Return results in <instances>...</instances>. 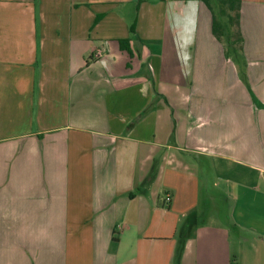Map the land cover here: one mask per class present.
Wrapping results in <instances>:
<instances>
[{
	"label": "crops",
	"instance_id": "obj_1",
	"mask_svg": "<svg viewBox=\"0 0 264 264\" xmlns=\"http://www.w3.org/2000/svg\"><path fill=\"white\" fill-rule=\"evenodd\" d=\"M135 1L0 0V264H264V0L242 76L201 2Z\"/></svg>",
	"mask_w": 264,
	"mask_h": 264
},
{
	"label": "trees",
	"instance_id": "obj_2",
	"mask_svg": "<svg viewBox=\"0 0 264 264\" xmlns=\"http://www.w3.org/2000/svg\"><path fill=\"white\" fill-rule=\"evenodd\" d=\"M151 0H136V8L139 5ZM164 2L167 0H158ZM175 1H191V0H175ZM201 2L211 13V32L216 40L221 39L227 33L229 36L234 37L233 45L235 48H242V37L239 32V14L241 9V0H195ZM235 31V33H234ZM131 34H134L133 29H130ZM119 45L122 50H125L131 55L129 51L128 44L129 39L119 40ZM234 48V49H235ZM88 61L86 62V65ZM135 192H140V189H136Z\"/></svg>",
	"mask_w": 264,
	"mask_h": 264
},
{
	"label": "rangeland",
	"instance_id": "obj_3",
	"mask_svg": "<svg viewBox=\"0 0 264 264\" xmlns=\"http://www.w3.org/2000/svg\"><path fill=\"white\" fill-rule=\"evenodd\" d=\"M224 34L225 35L221 37L220 41L219 40L217 41L221 43L225 56L229 59V61H231L232 64L237 66L236 69L238 70V74L242 76V74L245 72V65H246V62L243 61L244 59L243 48L241 49H239V47L235 48V46L233 45L234 37L232 35L229 36L227 33Z\"/></svg>",
	"mask_w": 264,
	"mask_h": 264
},
{
	"label": "built area",
	"instance_id": "obj_4",
	"mask_svg": "<svg viewBox=\"0 0 264 264\" xmlns=\"http://www.w3.org/2000/svg\"><path fill=\"white\" fill-rule=\"evenodd\" d=\"M165 201L170 202V197H166Z\"/></svg>",
	"mask_w": 264,
	"mask_h": 264
}]
</instances>
